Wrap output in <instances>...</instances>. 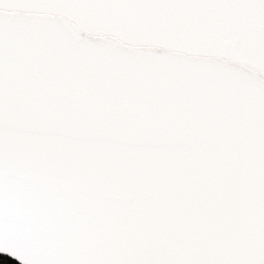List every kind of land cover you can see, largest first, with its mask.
<instances>
[{
  "label": "snow or ice",
  "instance_id": "1",
  "mask_svg": "<svg viewBox=\"0 0 264 264\" xmlns=\"http://www.w3.org/2000/svg\"><path fill=\"white\" fill-rule=\"evenodd\" d=\"M0 254L264 264V0H0Z\"/></svg>",
  "mask_w": 264,
  "mask_h": 264
},
{
  "label": "trees",
  "instance_id": "2",
  "mask_svg": "<svg viewBox=\"0 0 264 264\" xmlns=\"http://www.w3.org/2000/svg\"><path fill=\"white\" fill-rule=\"evenodd\" d=\"M0 264H18V262L15 260H12L6 255L0 254Z\"/></svg>",
  "mask_w": 264,
  "mask_h": 264
},
{
  "label": "water",
  "instance_id": "3",
  "mask_svg": "<svg viewBox=\"0 0 264 264\" xmlns=\"http://www.w3.org/2000/svg\"><path fill=\"white\" fill-rule=\"evenodd\" d=\"M2 255H4V254H2Z\"/></svg>",
  "mask_w": 264,
  "mask_h": 264
}]
</instances>
